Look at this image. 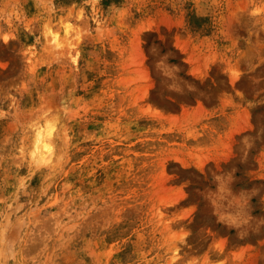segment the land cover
<instances>
[{
	"label": "rangeland",
	"instance_id": "1",
	"mask_svg": "<svg viewBox=\"0 0 264 264\" xmlns=\"http://www.w3.org/2000/svg\"><path fill=\"white\" fill-rule=\"evenodd\" d=\"M0 113V264H264V0H0Z\"/></svg>",
	"mask_w": 264,
	"mask_h": 264
},
{
	"label": "clouds",
	"instance_id": "2",
	"mask_svg": "<svg viewBox=\"0 0 264 264\" xmlns=\"http://www.w3.org/2000/svg\"><path fill=\"white\" fill-rule=\"evenodd\" d=\"M80 16H83L82 10ZM44 35L53 49H63L66 46L68 48H75L76 45L73 44V41L79 42V40L81 39V33L79 29L74 26L71 21L64 20L60 21L59 28H53L51 25L46 24ZM4 39L5 42H7V39H9V37ZM29 51L33 50L29 49ZM33 54L35 53L33 52ZM68 55L71 57V63L74 66L78 65L81 53L77 51L75 55H72V53L69 52ZM64 110L65 113L71 111L67 106H65ZM0 115H3V113H0ZM44 116L47 117V112L44 113ZM58 123L59 117L57 116L46 118L42 124L38 122L33 123V126L35 127L36 131L32 142L30 143V145L27 146V151L35 163L42 166L52 164V157L54 156L56 151L54 136L59 133V130L57 128ZM65 137L66 139L71 140V137H68L66 132ZM20 151L23 154L25 152V147L22 146ZM177 239L183 240L184 237L180 236L177 237L175 240ZM2 251L3 249H0V253H2ZM180 258L181 257L179 247H177L173 253L172 264H176V262L179 261ZM12 259L16 260V253H12ZM17 264H19V262H17Z\"/></svg>",
	"mask_w": 264,
	"mask_h": 264
}]
</instances>
